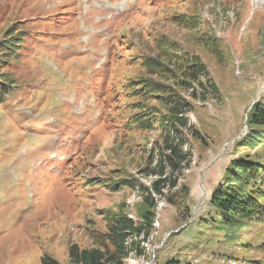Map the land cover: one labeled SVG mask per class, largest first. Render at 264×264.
<instances>
[{"label": "rangeland", "instance_id": "1", "mask_svg": "<svg viewBox=\"0 0 264 264\" xmlns=\"http://www.w3.org/2000/svg\"><path fill=\"white\" fill-rule=\"evenodd\" d=\"M178 13L202 24L169 22ZM210 32L220 60L206 49ZM19 34L16 59L0 62L12 82L0 104V264H72L68 247H97L113 216L142 222L163 133L127 128L141 102L129 87L148 76L142 59L157 55L159 35L201 57L220 92L190 99L191 128H179L189 164L155 195L149 238L128 237L139 246L119 264H264V223L225 225L210 202L232 181V160L264 168V132L251 134L248 118L264 106V0H0V44Z\"/></svg>", "mask_w": 264, "mask_h": 264}, {"label": "trees", "instance_id": "2", "mask_svg": "<svg viewBox=\"0 0 264 264\" xmlns=\"http://www.w3.org/2000/svg\"><path fill=\"white\" fill-rule=\"evenodd\" d=\"M169 22L186 30L197 29L202 24L199 14L196 13L174 14ZM21 35L23 36L19 34V38L10 37L0 44V62L9 61L10 58L16 59ZM210 35L206 49L220 60L224 55L218 46V39L214 34ZM154 44L156 57H144L141 63L148 76L130 84V92L133 96L140 97L141 102L134 103V109L137 111L127 121V128L152 130L158 125L157 128L163 133L162 147L150 173L157 178L151 182L150 189L143 188L145 193L143 204H147L148 207L140 213L142 218L140 223L135 222L124 212L113 216L106 227V233L97 238V247L80 249L76 245H70L67 254L72 264H119L120 260L127 256L129 248L139 246L136 240L128 244V237L138 238L137 235L143 234L144 240L149 238L156 214L155 195H160L166 187H175L177 184L175 173L181 172L182 165L189 164L187 153L179 150L180 146L186 145L185 137L179 128L187 126L191 128L186 113L192 109L193 104L182 92L188 91L189 97L201 98L203 101L210 93L218 95L220 92L201 57L190 53L183 45L172 42L167 35L157 36ZM201 78L205 85L201 91H196L193 86H200ZM10 83L11 79L0 72V104L10 95ZM147 102L155 103L148 105ZM249 111V122L255 129L251 134L260 135L264 132V106L261 100L254 103ZM251 134L248 136L252 137ZM192 135L201 137L196 128ZM153 157L150 156L151 160ZM231 164H234L232 181L224 188L215 189L210 202L216 207L225 225L251 220L264 223V177L260 176V173L264 176L263 166L251 158L235 159ZM121 181L129 186H139L134 178H123ZM112 185L116 186L115 183ZM39 264L61 263L51 256L44 255ZM166 264L179 262L170 261Z\"/></svg>", "mask_w": 264, "mask_h": 264}, {"label": "bare ground", "instance_id": "3", "mask_svg": "<svg viewBox=\"0 0 264 264\" xmlns=\"http://www.w3.org/2000/svg\"><path fill=\"white\" fill-rule=\"evenodd\" d=\"M94 5H96V4H94ZM96 8H102V3L100 4V3H97V5H96ZM217 35L219 34V32H217L216 33ZM164 204L165 203H161L159 206H160V208L159 209H162L163 208V206H164Z\"/></svg>", "mask_w": 264, "mask_h": 264}]
</instances>
